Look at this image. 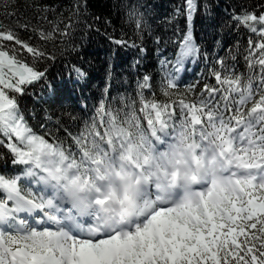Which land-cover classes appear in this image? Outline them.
Returning <instances> with one entry per match:
<instances>
[{"label": "snow or ice", "instance_id": "1", "mask_svg": "<svg viewBox=\"0 0 264 264\" xmlns=\"http://www.w3.org/2000/svg\"><path fill=\"white\" fill-rule=\"evenodd\" d=\"M231 7L217 19L208 0H181L173 41L146 19L153 9L121 4L136 37L157 42L162 75L132 94L106 88L73 115L35 89L55 95V41L91 14L88 0H30V17L0 0V264H264V0ZM197 15L245 39L202 51ZM200 57L206 73L184 84Z\"/></svg>", "mask_w": 264, "mask_h": 264}, {"label": "trees", "instance_id": "2", "mask_svg": "<svg viewBox=\"0 0 264 264\" xmlns=\"http://www.w3.org/2000/svg\"><path fill=\"white\" fill-rule=\"evenodd\" d=\"M48 3L68 7L71 0H47ZM242 0H208L216 18L226 17L227 12L232 11L231 5L240 3ZM30 0H18L19 7L24 16H32V12L24 11L25 5ZM126 3L129 7L136 4L146 5L153 9L146 19L149 20L157 35H163L167 40L172 36V28L166 23L174 7L181 3V0H88L90 15L82 19L78 27L69 29V35L55 41L57 59L50 66L48 83L55 88L53 96L50 89L43 84L35 89L36 96H42L49 101L52 107L56 105L70 106L73 115L85 104L92 109L98 104L105 93L110 90L111 95L117 93L132 94L136 88V80L143 74H150L155 81L162 75L160 62L156 50V41L151 32L145 31L140 38L134 34V25L127 20L126 10L121 4ZM227 10V12H226ZM203 9H201V13ZM98 18V19H96ZM181 25L184 19L180 18ZM90 25V26H89ZM194 38L197 43H202V51L219 52L223 55L230 46L234 47L237 40L243 41L242 34L237 33L233 28H219L213 30L212 22L203 15H197L194 19ZM109 35L116 39L123 37L128 41V46L118 45L110 40ZM135 41V46L133 45ZM216 40L221 44L217 45ZM51 49L52 45H47ZM163 54L169 56L173 49L171 46L161 45ZM73 66L80 67L85 73L84 77H78L69 69ZM206 73V64L202 57L196 61H186L184 70L180 73L182 82L191 80L195 82ZM30 96L26 103L31 104ZM91 115V112H87Z\"/></svg>", "mask_w": 264, "mask_h": 264}]
</instances>
